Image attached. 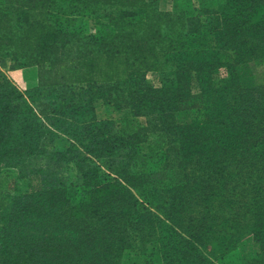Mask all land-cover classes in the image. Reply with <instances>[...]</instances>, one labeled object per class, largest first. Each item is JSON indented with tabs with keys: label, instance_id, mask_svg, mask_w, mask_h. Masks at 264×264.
Masks as SVG:
<instances>
[{
	"label": "trees",
	"instance_id": "trees-1",
	"mask_svg": "<svg viewBox=\"0 0 264 264\" xmlns=\"http://www.w3.org/2000/svg\"><path fill=\"white\" fill-rule=\"evenodd\" d=\"M172 1L0 0V264H264V0Z\"/></svg>",
	"mask_w": 264,
	"mask_h": 264
},
{
	"label": "rangeland",
	"instance_id": "rangeland-1",
	"mask_svg": "<svg viewBox=\"0 0 264 264\" xmlns=\"http://www.w3.org/2000/svg\"><path fill=\"white\" fill-rule=\"evenodd\" d=\"M161 7L163 9H170L172 8L173 1L172 0H160ZM189 14H195L196 9L190 8L188 10ZM80 27L85 30L86 32L89 33H94L97 31L98 27L94 23V20L90 17H84L80 21ZM6 62L3 58H0V69L4 70L6 69ZM147 78L148 80L156 87L160 86V78H161V73L159 72H148L147 73ZM186 117V119H190L192 117V114H189ZM144 120V119H143ZM145 121V120H144ZM33 168H45L48 170V163L46 158L44 159H35L34 162L31 164ZM241 252L244 255L248 256H255L259 253V244L254 242L251 238L245 239L242 246H241Z\"/></svg>",
	"mask_w": 264,
	"mask_h": 264
},
{
	"label": "crops",
	"instance_id": "crops-1",
	"mask_svg": "<svg viewBox=\"0 0 264 264\" xmlns=\"http://www.w3.org/2000/svg\"><path fill=\"white\" fill-rule=\"evenodd\" d=\"M8 74L22 89H30L39 85L38 68L36 66L10 70Z\"/></svg>",
	"mask_w": 264,
	"mask_h": 264
}]
</instances>
